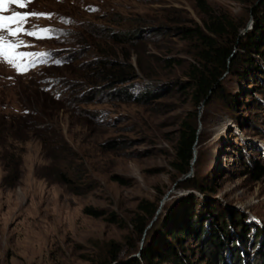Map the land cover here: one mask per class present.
Returning <instances> with one entry per match:
<instances>
[{"label":"rangeland","instance_id":"1","mask_svg":"<svg viewBox=\"0 0 264 264\" xmlns=\"http://www.w3.org/2000/svg\"><path fill=\"white\" fill-rule=\"evenodd\" d=\"M263 2L8 4L0 15H44L10 25L37 35L0 33L23 42L13 51L39 54L12 61L0 56V115L6 119L27 105L39 117L25 138L8 137L9 149L22 151L20 178L12 186L3 182L7 170L0 158V264H126L140 258L147 231L159 219L157 252L172 245L192 264H218L209 255L207 233L202 241L190 229L183 248L169 236L186 226L190 209L205 229L227 224L224 264H236L232 241L242 234L237 221L248 228L247 237L237 241L245 264H264V174L254 179L248 170L264 165V53H250L235 41L238 30L251 47V10L259 6L264 14ZM211 23L225 25L227 33L211 34ZM197 32L234 51L221 77L222 95L207 104L194 100L204 69L200 54L209 50ZM259 42L264 51V38ZM250 54L259 69L246 67ZM236 57L241 62L232 64ZM245 69L247 77L239 74ZM52 100L61 103L51 107ZM194 113L196 159L180 176L174 168L178 143L184 121ZM68 167L75 172L72 185L58 178ZM188 179L201 189L187 187ZM145 201L158 208L140 235L135 225ZM153 264H173L172 257H155Z\"/></svg>","mask_w":264,"mask_h":264},{"label":"trees","instance_id":"2","mask_svg":"<svg viewBox=\"0 0 264 264\" xmlns=\"http://www.w3.org/2000/svg\"><path fill=\"white\" fill-rule=\"evenodd\" d=\"M264 3V2H263ZM264 5V4H263ZM254 16V28L249 32L248 41L251 44V47L244 44V39L240 37V32L235 31L236 43L242 44L243 49H250V53L252 51L254 53L263 55L264 51H261V42L260 39H263L264 33V14L261 15L259 6H256L252 10ZM231 26H234L233 23H230ZM208 29L211 34L223 37L225 33H227V27L225 25L219 23L214 24L211 23L208 25ZM238 29V28H237ZM198 38L205 43V45L209 48V50L204 51L200 54L201 61L204 64V69L200 72V75L197 77V85L194 94V100L196 104H200L201 102H205L206 104L210 101V99L214 96H221L224 91V85L221 80L223 74L228 70V58L233 54L232 47L227 48L226 46L220 45L218 42L214 41L212 36L205 34L204 32H197ZM263 41V40H262ZM256 56H252L250 54L248 61L245 62L246 67L249 68H257L259 69V64L255 63L257 59ZM241 60L239 57H236L232 60V64L240 63ZM75 71H73V75ZM239 74L247 77L249 75L248 71L245 69L243 72H239ZM51 87H47L48 91ZM150 95L149 91L143 92L142 96L145 98ZM229 99L227 98V101ZM234 100V98H233ZM51 107L57 106L61 103L59 100H52ZM27 104V103H26ZM23 110L17 111L18 114H11L8 118L5 119L4 116L0 115V142L2 146V152L0 158L4 161L7 173L3 178L4 184L8 186H12L16 183V181L20 178L21 173V165H22V151L20 150H10L9 146L11 144L8 142V137H11L17 141L25 138L26 130H36L37 123L39 117L32 112L27 105ZM49 108V107H48ZM50 115V114H47ZM197 115L194 113L193 117H188L183 123L182 134L179 139L176 162L174 163V168L178 171L180 176L185 175L191 168L192 162L195 156V144L198 139L197 134ZM36 128V129H35ZM250 174L254 179H259L264 174V165L257 162L255 164L250 165L249 169ZM75 172L72 169L65 168L59 170V180L68 185L73 184V176ZM187 187L200 188V185L197 180H187L185 183ZM191 198H195V195H191ZM141 210V216L136 221L135 227L138 229L140 235L146 231V228L151 223L156 215V210L158 205L156 202L145 201L139 205ZM96 214L95 211H92ZM187 218V224L184 227L179 228V230H171V233H168L170 237L177 239L179 245L183 248L182 238L184 235L189 234V230H193L198 233V237L203 241V234L207 233L208 239H205L206 245H208L207 249L209 250V255L217 260L218 264H224L225 253L228 250V245L226 240L224 239V234L227 230V224L222 222L221 225H217L213 223V225L209 229H205L200 226L203 225V221L195 218V212L190 209ZM171 216H173L171 214ZM169 215L167 218L170 219ZM240 220V217L237 218ZM161 223L160 219L153 225V227L147 231L146 243L143 248L135 249L141 251L140 258L135 257L132 261L127 262L126 264H142L141 260L147 261L148 264H153V258H166L167 256L172 257L173 264H192L190 259L184 255V253L180 252L177 247L170 245L165 253L157 252V249L154 245V240L160 236L158 225ZM242 228L241 238L238 240L233 239L232 246H234L233 250V259L236 264H245V260L243 259V250L240 248V245H237V241H243L244 238L247 237L248 228L245 226L243 222L237 221ZM215 225V226H214ZM160 227V226H159ZM241 244V243H240ZM244 245V244H243ZM157 252V253H155ZM243 253V254H242ZM115 255V254H113ZM264 256V254H262ZM114 258V256H113Z\"/></svg>","mask_w":264,"mask_h":264},{"label":"snow or ice","instance_id":"3","mask_svg":"<svg viewBox=\"0 0 264 264\" xmlns=\"http://www.w3.org/2000/svg\"><path fill=\"white\" fill-rule=\"evenodd\" d=\"M31 0H0V12L7 11L8 4H17L20 7H26ZM33 15H44L38 13H14L12 16H3L0 15V33L4 31H8V33L12 36H17L20 33H24L27 35H37L34 31H28L26 28L18 27L17 29L13 30L10 25L11 24H24L27 23L29 17ZM42 32H47L48 30H40ZM23 46V42L21 41L20 44L13 43L11 41H7L4 35L0 34V56H7L10 61L14 59H24L32 56H37V53H28V52H18L13 51L18 49L19 47ZM20 67L22 70H26L27 65H16Z\"/></svg>","mask_w":264,"mask_h":264},{"label":"water","instance_id":"4","mask_svg":"<svg viewBox=\"0 0 264 264\" xmlns=\"http://www.w3.org/2000/svg\"><path fill=\"white\" fill-rule=\"evenodd\" d=\"M195 159H196V158H194V160H193V161H195Z\"/></svg>","mask_w":264,"mask_h":264}]
</instances>
